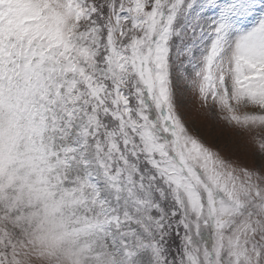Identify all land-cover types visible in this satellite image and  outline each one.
I'll list each match as a JSON object with an SVG mask.
<instances>
[{"label": "snow or ice", "instance_id": "6c2138e0", "mask_svg": "<svg viewBox=\"0 0 264 264\" xmlns=\"http://www.w3.org/2000/svg\"><path fill=\"white\" fill-rule=\"evenodd\" d=\"M0 264H264V0H0Z\"/></svg>", "mask_w": 264, "mask_h": 264}, {"label": "rangeland", "instance_id": "374dc122", "mask_svg": "<svg viewBox=\"0 0 264 264\" xmlns=\"http://www.w3.org/2000/svg\"><path fill=\"white\" fill-rule=\"evenodd\" d=\"M188 123L193 130L198 131L206 143L218 148L226 157L249 167L259 165V157L246 139L237 136L234 130L224 123L201 115L195 104L188 116Z\"/></svg>", "mask_w": 264, "mask_h": 264}]
</instances>
